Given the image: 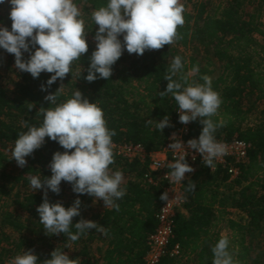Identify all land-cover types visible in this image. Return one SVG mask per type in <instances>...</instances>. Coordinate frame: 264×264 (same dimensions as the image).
<instances>
[{
    "label": "trees",
    "instance_id": "16d2710c",
    "mask_svg": "<svg viewBox=\"0 0 264 264\" xmlns=\"http://www.w3.org/2000/svg\"><path fill=\"white\" fill-rule=\"evenodd\" d=\"M75 3L88 15L84 20L88 51L73 62L72 71L63 79L48 86L51 73L41 72L33 78L16 68L13 54L0 49V264L11 263L24 250L34 251L42 262L56 247L79 264H144L146 240L156 229L155 213L163 201L161 187L146 181L147 160H126L114 154L110 171L123 173L122 186L127 189L116 201L119 210L88 194L75 193L66 181L61 182L59 193L48 190L49 202H60L66 208L79 197L80 215L73 217V223L90 219L106 231L91 229L75 242L67 234H46L36 211L44 189L33 191L28 179L50 177L53 153L65 149L45 137L41 147L26 157L25 166L8 168L17 136L27 131L25 122L42 123L40 108L54 107L45 96L59 87L58 103L78 89L101 107L108 128L115 130L113 142H134L147 152L158 151L177 124L174 99L159 95L166 88L164 76L175 56L185 65L175 78L187 75L188 83L202 84L208 76L222 98L212 117L225 122L215 132L216 140L240 139L250 149L234 178L225 170L211 171L202 161L191 164L194 171L184 184L183 212L174 217L168 243L169 249L177 246L178 254H166L156 264H213L212 247L225 234L235 264H264V0H217L212 9L208 0H183L185 22L177 28L179 38L173 44L145 50L143 55L125 49L108 80L92 82L84 79L96 47L98 25L91 17L107 0ZM10 7L7 0L0 4V26L9 30ZM119 38L123 41L122 35ZM28 57V52L23 53V59ZM194 66L199 71L191 74ZM165 115L170 124L159 131L155 123ZM146 120L153 123L146 125ZM202 127L199 118L192 121L188 138H198ZM191 182L196 185L194 191L188 190Z\"/></svg>",
    "mask_w": 264,
    "mask_h": 264
},
{
    "label": "clouds",
    "instance_id": "9594fccd",
    "mask_svg": "<svg viewBox=\"0 0 264 264\" xmlns=\"http://www.w3.org/2000/svg\"><path fill=\"white\" fill-rule=\"evenodd\" d=\"M10 4L9 17L11 30L0 26V49L13 54L15 66L26 71L33 78L41 72L52 75L46 84L52 85L57 79H63L72 71L74 61L87 53L86 31L81 9L75 0H7ZM5 0H0V4ZM184 5L181 0H107L106 5L92 12V20L98 25L95 32L96 47L89 57L87 74L88 82L98 78L108 80L112 74V66L126 49L129 54L143 55L145 50L160 49L164 45L173 44L179 38L177 28L184 24ZM123 36V41L119 38ZM38 45V47H36ZM31 46V48H30ZM34 49V50H32ZM28 52L27 60L23 53ZM184 62L175 56L164 79L167 81L160 97L171 96L179 112L178 119L187 124L199 118L202 130L198 138L189 139L185 146L180 140L170 143L169 148L180 151L177 160L168 165L172 170L173 182H181L185 173L194 171L186 162L187 149H194L203 158L209 168L216 158L222 156L225 146L215 138V132L224 126L223 120L214 121L222 103L220 94L212 88L211 78L204 76V83H188L187 75L182 73ZM199 68L194 66L191 74ZM82 67L76 73L81 75ZM60 87L49 92L45 100L54 107L40 108L43 117L39 126L28 125L27 131L21 132L11 149V158L19 167L25 166L26 157L40 148L45 137L54 140L65 149L56 151L49 163L50 177L33 175L29 182L31 188L44 189L43 200L37 206L39 222L46 234H67L75 242L81 235L91 229L106 234L103 226L90 219H80L73 223V217L80 215L81 201L77 197L72 205L65 207L60 202L50 203L48 190L60 192L62 181L71 183L77 194H88L103 201L104 206L119 210L116 201L126 195L123 173L110 171L114 163L113 140L115 130L109 129L101 107L83 97L76 89L71 97L57 102ZM41 90L46 91L44 85ZM33 107V105L30 107ZM152 120H146L151 125ZM169 118L165 115L156 121L155 127L162 131L169 126ZM72 150V151H68ZM195 159V156H193ZM196 185L190 183L188 190L194 191ZM161 199L167 200V192ZM75 228V232L72 228ZM229 237L221 236L212 247L213 264H235L233 254L229 250ZM11 264H79L78 260L60 248L50 253V258L39 261L32 250H24L16 255Z\"/></svg>",
    "mask_w": 264,
    "mask_h": 264
},
{
    "label": "built area",
    "instance_id": "2783aa9c",
    "mask_svg": "<svg viewBox=\"0 0 264 264\" xmlns=\"http://www.w3.org/2000/svg\"><path fill=\"white\" fill-rule=\"evenodd\" d=\"M177 116V124L171 133L169 140L158 150L147 152L143 145L134 142H113V152L116 156L126 160L137 159L140 161H148V170L145 174L146 181L149 184L160 186L162 193L167 192L168 199L163 200L159 205L155 218L157 221L156 229L146 240L147 251L144 256V264H156L160 257L169 254L176 256L178 254L177 246L168 248V243L172 235L173 221L176 213L183 212V204L185 201L184 184L188 180L190 173H185V178L181 182H173L170 177L172 171L168 165L174 163L180 151L169 148L170 143L180 140L187 145L189 140L188 134L191 122L183 124L179 121V112L175 110ZM225 146V153L216 158L213 162L211 171L217 169L225 170L230 178L238 175V164L243 162L248 155L250 144L240 140H217ZM195 156V159H193ZM188 164L197 161L204 162V158L194 149H187L185 157Z\"/></svg>",
    "mask_w": 264,
    "mask_h": 264
},
{
    "label": "rangeland",
    "instance_id": "374dc122",
    "mask_svg": "<svg viewBox=\"0 0 264 264\" xmlns=\"http://www.w3.org/2000/svg\"><path fill=\"white\" fill-rule=\"evenodd\" d=\"M209 2H210V4H211V9L213 8V6L216 4V1L217 0H208ZM183 2V0H181V3ZM80 9H81V11H82V5L81 4H79V5H77ZM81 14H82V19L83 20H85V18H87L88 17V15L85 13V12H81ZM8 76H11V74L10 73H8ZM7 86L9 87V85L7 84ZM263 106H264V102H263ZM10 157H11V155H10ZM16 168H19V166L17 165V163H16V161H15V159H13V162L11 163V165L9 166V170H15ZM98 200H100V199H96L95 201L96 202H98ZM9 264H11V263H9Z\"/></svg>",
    "mask_w": 264,
    "mask_h": 264
},
{
    "label": "crops",
    "instance_id": "0c3cea01",
    "mask_svg": "<svg viewBox=\"0 0 264 264\" xmlns=\"http://www.w3.org/2000/svg\"><path fill=\"white\" fill-rule=\"evenodd\" d=\"M225 234V233H224Z\"/></svg>",
    "mask_w": 264,
    "mask_h": 264
}]
</instances>
